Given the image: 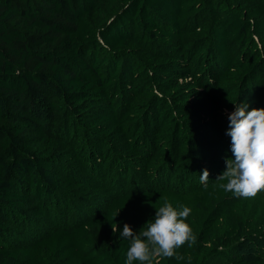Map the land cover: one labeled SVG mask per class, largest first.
<instances>
[{"label": "trees", "instance_id": "16d2710c", "mask_svg": "<svg viewBox=\"0 0 264 264\" xmlns=\"http://www.w3.org/2000/svg\"><path fill=\"white\" fill-rule=\"evenodd\" d=\"M233 102L264 107V0H0V264H125L160 196L194 240L154 264H264V191L215 180Z\"/></svg>", "mask_w": 264, "mask_h": 264}, {"label": "clouds", "instance_id": "9594fccd", "mask_svg": "<svg viewBox=\"0 0 264 264\" xmlns=\"http://www.w3.org/2000/svg\"><path fill=\"white\" fill-rule=\"evenodd\" d=\"M235 104L229 114L226 135L231 137V152L226 158V169L215 180L218 187L239 198H254L264 191V107H252L247 103ZM209 170L205 168L200 182L207 187ZM160 206H155L153 220H149L138 233L125 223L120 233L129 241L125 264H154L157 257H176V249L194 240L190 225L186 222L191 209L183 204L175 208L168 197L160 196ZM118 214V213H117ZM116 214V215H117ZM117 231L116 225L113 232Z\"/></svg>", "mask_w": 264, "mask_h": 264}, {"label": "rangeland", "instance_id": "374dc122", "mask_svg": "<svg viewBox=\"0 0 264 264\" xmlns=\"http://www.w3.org/2000/svg\"><path fill=\"white\" fill-rule=\"evenodd\" d=\"M250 249L255 250L254 248H250Z\"/></svg>", "mask_w": 264, "mask_h": 264}]
</instances>
